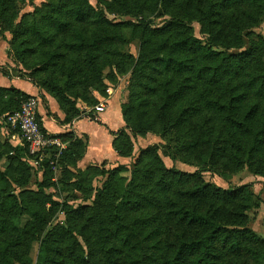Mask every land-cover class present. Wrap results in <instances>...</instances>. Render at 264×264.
<instances>
[{
  "label": "trees",
  "instance_id": "obj_1",
  "mask_svg": "<svg viewBox=\"0 0 264 264\" xmlns=\"http://www.w3.org/2000/svg\"><path fill=\"white\" fill-rule=\"evenodd\" d=\"M55 1L53 0L49 5L50 13L44 16L39 24L32 23L33 27L30 31L35 37L31 38L30 34V38L27 39L28 33L21 31V25L17 23L18 4L25 3L26 0H0V36L6 40L4 35L7 33L12 35L13 51L18 52L20 48H23L24 54L35 52V47L28 48V46L34 43L38 35H41L42 44H49L52 50V54L46 61V64L51 65L57 58L67 57L69 51L98 48L113 40L105 30L98 29L97 25L90 30L100 37L98 40L87 41L90 32L86 27L89 21L92 18L95 24H101L100 22L104 21L103 14L94 9L89 0ZM99 1L100 4L106 5L109 11L115 8V3H117L122 11L119 10L116 13L126 12L127 14L135 13V15L147 11L153 13L165 11L174 4L177 7L186 4L191 7L190 9L193 5L201 16L199 22L202 26H205L207 21L211 26L220 25L222 27L226 23L225 17L230 13V15H236L239 7L244 9L249 20L253 19L256 23H259L261 15L264 16V11L261 14L255 12L258 5H264V0H210L209 3H207L208 0H196L198 7L193 0H112V3ZM220 7L222 10L219 9ZM227 7L230 9L228 10ZM47 23L54 32L52 36H48L50 28ZM148 24V20L140 23V31L144 39L139 59L141 66H136L137 71L152 66L151 68L164 67L167 70H173L174 73L182 74L187 62L191 60L197 74L204 75L211 71L219 73L226 66L239 68V66L247 67V63L250 64L249 68L247 67L248 74L245 73V81L241 85V92L231 106L223 103L221 98H217L216 101H207L211 94H205L202 101L206 102L205 106L209 107L213 113L212 123L215 128L210 132L204 130V135L209 137L205 139V144L202 143L200 134L188 130L189 128L180 131L177 125L173 124L169 128L177 132L173 139L168 140L167 156H172L173 146L177 145H180L179 149L183 151L205 150L210 162L225 155L229 168L241 170L248 167L254 174L264 177V124L257 129L249 115L243 119V115L239 116L238 110L246 102L252 105V108L258 107L255 101L264 109V40L249 39L246 50L237 54L230 52L233 48L231 45L233 36L228 45V51L225 53L201 47L193 36H180L177 41L166 39L158 43L156 47L149 48V33L157 32H149ZM172 25L176 28L184 29L185 27L184 23L177 18L173 19ZM231 25L233 28V23ZM229 29V26H223V33ZM72 33L71 39H75V42L70 43L66 38L64 46L61 45L58 38H65V34ZM101 33L103 36L99 35ZM22 35L25 36L22 37ZM68 47L70 49H67ZM171 47L174 52L171 51ZM178 48L181 50L175 53ZM148 52L152 53L150 59ZM186 52L195 54V58L188 59L185 57ZM8 55L11 56L10 52ZM251 68L254 70L252 71ZM21 79L24 78L21 77ZM156 87L153 85L151 91L156 92ZM42 91L46 92L43 89ZM46 93L57 100L66 115L67 123L73 122L84 113L77 107L76 102L63 91H60V95ZM30 98L32 97L16 88H0V130L3 123L1 118L6 114L19 111L23 103ZM254 98L255 101L252 100ZM167 103L166 101L163 104V110L168 107ZM127 109L131 110V107H122V114L125 124L130 125L131 120ZM90 119L96 120L91 116ZM39 124L45 132L40 120ZM216 130L219 134L213 141L212 137ZM114 136L113 148L117 155L125 159L133 157L135 145L132 135L126 130H121ZM243 136L251 138L252 141L248 146L241 142ZM64 139L69 143V147L61 152L60 161L57 163L65 172V180L61 185L68 181L66 174L73 179L74 182L70 184L76 190H82L80 185L85 181L83 177L86 172H90L88 176L90 180L108 175L109 177L103 189L99 190L93 199V205L82 207L83 214L80 218H74L68 213L69 226H57L51 230L49 226L52 219L58 213L65 212L62 210L64 205L50 200V208L46 212H41L35 205L46 206L47 201L38 199L36 196L44 195L43 191L46 188L59 189L61 186L55 183L54 175H52L55 160L44 161L45 178L38 184L39 192H34L28 189L33 180V167L30 160L34 158L30 154L29 146L24 144L14 147L9 144L4 145L0 141V161L5 157L10 160L7 171H0V233L13 235L14 243L18 246L16 255L19 264H34L29 256L33 243H39L35 264H58L59 258H65L67 264H92L74 235V227L79 226L95 234L102 233L106 237L113 234L118 236L128 228L124 224L125 212L140 208L145 204L149 207L166 208L169 218L177 221L179 227L191 230L192 235L190 237L183 235L179 239L169 241L166 248L157 249L153 245L147 246L145 258H134L132 264H227V260L241 259L239 256L242 257V255L251 257L255 264H263L264 244L248 228V217L245 211L252 207L250 203L246 204V200L251 201L246 187L225 190L215 184L205 182L201 170L193 174L169 170L161 158L157 157L155 148L152 147L144 150L143 154L151 155L157 167L152 163L150 166L136 163L130 172V179L123 174L128 171L125 165L108 171L104 163L101 167L91 166L85 171L75 169V172L69 167L76 168L77 162L83 158L87 140L75 138L74 135H66ZM173 142L175 145H172ZM6 148H9L11 152L8 156L5 153ZM52 153L55 152L52 150ZM222 176L225 179L229 177L227 173H223ZM188 180L195 184L179 189L175 187V183ZM16 189L19 191L18 194ZM164 192L171 193L173 196L166 200L162 196ZM92 197L93 194H90L87 199L91 200ZM216 202H219V207L213 206ZM229 203L230 209L224 211L223 208ZM133 221L134 225H137L141 224L142 220L137 218ZM152 235H158V233L153 232ZM228 264H230L229 261Z\"/></svg>",
  "mask_w": 264,
  "mask_h": 264
},
{
  "label": "rangeland",
  "instance_id": "obj_2",
  "mask_svg": "<svg viewBox=\"0 0 264 264\" xmlns=\"http://www.w3.org/2000/svg\"><path fill=\"white\" fill-rule=\"evenodd\" d=\"M104 1L113 2L112 0ZM52 2L53 0H26L25 3L18 4L17 23H20L21 31L28 33L27 39L30 38V34L31 38L35 37L30 31L33 27L32 23L39 24V21L50 13L51 8L49 5ZM89 2L94 9L103 14L104 21H101V24H95L93 18L89 21L86 27L90 32L87 41L98 40V37H100L90 30L93 26L97 27V25L98 29L105 30L113 40L98 48L69 51L67 57L57 58L54 64L48 65L46 61L52 54V50L49 48V44H42L41 35H38L34 43L28 46V48L35 47L36 51L24 54L23 48H20L18 52L12 50L13 37L10 33H7L4 35L6 40L0 36V52L2 51V54L10 52L11 63L0 66L2 74L14 78L23 77L33 82L40 90H46V92L53 95H60V91H63L84 112L81 117L88 119H90V116L95 119L98 118L99 115L94 113L95 107L102 101L107 102L110 95L118 94L121 98V107H131V110L127 109L131 124L126 123L122 130H126L132 135L135 145L134 154L123 164H106V169L113 171L119 166L125 165L128 167V171L123 174L130 179V172L136 163L143 166H150L152 163L156 166V161L151 155L143 154L144 150L152 147L155 148L157 157L161 158L169 170L188 174L201 170L205 182L215 184L225 190H237L246 187L247 194L250 195L249 198L251 199L250 202L246 200V204L250 203L252 207L245 211L248 217V228L264 244L263 176L254 174L248 167L241 170L229 168L225 155L219 156L214 162H210L205 150L183 151L179 149L180 145H177L173 146L172 156H167L168 140L173 139L177 132L169 128L173 124H176L177 129L180 131L189 128L188 130L200 134L203 140L202 143L205 144V139L209 137L204 135V130L210 132L215 129L212 123L213 113L209 107L205 106L206 102L202 101L205 94H211L207 101H216L217 98H221L223 103L231 106V103L235 102L236 96L241 92V85L245 81V73L248 74L247 67L249 68L250 64L247 63V67L239 66V68L226 66L219 73L211 71L204 75L197 74L191 60L187 62L182 74L174 73L173 70H167L164 67L151 68V66L140 71L136 70L137 65L141 66L139 59L144 37H142L140 31V23L143 20L149 21V32H157L155 34L149 33V48L156 47L158 43L166 39L177 41L180 36H193L201 47L225 53L228 51V45L231 43L233 36V43H231L233 48L230 49V52L237 54L246 50L249 39L264 40V16L259 17V23L257 22V24L255 20H249L244 9L239 7L236 15H230V13L225 17L226 23L223 26H229L231 31L229 29L226 30V33H223V26L220 25L211 26L206 21L205 26H202L199 22L201 16L193 5L192 9L194 10L186 4L182 7H177L174 4L165 11L154 13L147 11L135 15V13L127 14L126 12L116 13V11H122L117 3H115V8L109 11L106 5L100 4L99 0H89ZM209 2L210 0L207 3ZM193 3L197 5L196 0H193ZM227 8L230 9V7ZM219 9L222 10V7ZM263 11L264 5L260 4L255 8V12L258 14ZM175 18L184 23V29L172 25ZM231 23L234 25L233 28ZM47 26L50 28L48 36L54 35L49 23H47ZM72 35L73 33L65 34V38L59 37L58 41L63 46L66 38L70 43L75 42V39H71ZM99 35L103 36V33ZM171 44L174 45L173 42ZM243 46L245 47L240 50ZM180 50L178 48L175 53ZM171 51H173V47H171ZM148 53L150 59L152 53ZM195 56V54L189 52L185 53V57L188 59H193ZM251 70L253 71L254 68H251ZM153 85L157 86L156 92L151 91ZM252 100L255 101V98ZM166 101L168 107L163 110V104ZM255 104L258 107L252 108V105L250 106L246 102L238 110L239 116L243 115V119L249 115L258 129L264 124V109L256 101ZM3 119L4 117H2L3 123L0 130L1 143L14 147L21 146L22 143L16 138V133L7 128L6 120ZM218 134L219 132L216 130L212 137L213 141L217 139ZM251 141L249 136H243L241 139V142L246 146ZM172 145H175L174 142ZM54 152L49 154L50 157L43 158L39 164H35L39 157L30 160L33 167V180L28 189L39 192L38 184L45 178L43 163L49 159L55 160L53 170L51 169L54 172L52 175H54L55 183L59 185L63 183L65 172L59 164L57 165L62 153L56 154L57 151ZM5 153L7 156L10 155V149L6 148ZM9 165L10 160L8 157L3 158L0 161V171H7ZM223 173H227L229 177L225 179L222 176ZM66 176L68 181L61 185L59 189L46 188L43 191L44 195L39 194L36 196L38 199L47 201L46 206L35 205L41 212H46L50 208V200L64 205L62 210H65V212L58 213L52 219L49 230L57 226H69L68 213L74 218H80L83 214L82 207L93 205V199L98 191L103 189L109 177L108 175L90 180L88 178L90 172H86L83 177L85 181L80 185L82 190H76L70 184L73 179L67 174ZM193 184H195L193 181L188 180L175 183V187L179 189ZM18 192V189H16L17 194ZM90 194H93V197L88 200L87 197ZM162 196L168 200L173 195L164 192ZM213 206L219 207L220 204L216 202ZM230 207L229 203L223 209L227 211ZM137 218L142 220L141 224L134 225L133 220ZM124 224L128 227L126 231L118 236L113 234L107 237L102 233L95 234L79 226L74 227V235L84 248L92 264H132L134 258H145L147 246L153 245L157 249L166 248L170 243L169 241L179 239L183 235L186 237L192 235L191 230H186L182 226L179 227L177 221L169 218L166 208L149 207L148 204L126 211ZM131 228L134 230H130ZM153 232L158 233V235H152ZM17 247L13 235L0 233V264H19L16 255ZM38 250L39 243H33L29 256L34 264L36 263ZM239 257L241 259L235 260L232 258L227 260V264L228 261L230 264H255L248 255ZM58 261V264H67L65 258H59ZM262 263L264 264V261Z\"/></svg>",
  "mask_w": 264,
  "mask_h": 264
},
{
  "label": "crops",
  "instance_id": "obj_3",
  "mask_svg": "<svg viewBox=\"0 0 264 264\" xmlns=\"http://www.w3.org/2000/svg\"><path fill=\"white\" fill-rule=\"evenodd\" d=\"M11 63L7 52H0V66ZM0 71V88H16L38 101V118L42 127L50 136L65 138L66 135H74L75 138L87 140V148L83 158L76 164V168L69 167L70 170L85 171L91 166H101L106 163L109 165L122 163L127 159L117 155L113 148L115 134L121 131L125 126L122 114L121 98L118 94L110 95L107 99L106 109L99 114L97 120L88 118H78L71 123L66 122V115L61 109L57 100L40 90L32 82L4 76ZM65 142V150L69 143ZM20 142V141H19Z\"/></svg>",
  "mask_w": 264,
  "mask_h": 264
},
{
  "label": "built area",
  "instance_id": "obj_4",
  "mask_svg": "<svg viewBox=\"0 0 264 264\" xmlns=\"http://www.w3.org/2000/svg\"><path fill=\"white\" fill-rule=\"evenodd\" d=\"M106 104V101H102L95 107L94 113L98 115L103 113ZM4 119L8 128L16 133V138L22 143L21 145L27 144L30 154L33 157H39L35 164L47 158L52 150L57 151L56 154L65 150V143L62 139L43 132L38 120V101L35 97L24 102L19 111L6 114Z\"/></svg>",
  "mask_w": 264,
  "mask_h": 264
}]
</instances>
